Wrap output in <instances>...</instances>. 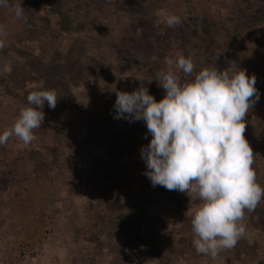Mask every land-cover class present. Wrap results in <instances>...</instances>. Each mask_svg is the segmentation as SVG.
<instances>
[{"label": "rangeland", "instance_id": "1", "mask_svg": "<svg viewBox=\"0 0 264 264\" xmlns=\"http://www.w3.org/2000/svg\"><path fill=\"white\" fill-rule=\"evenodd\" d=\"M238 3H228L227 8H235ZM9 4L17 5L21 4V1L9 0ZM50 5L51 0H48L46 6ZM143 5L146 6L149 17H152V5L147 2ZM67 6L74 7L71 4ZM121 6L123 9L118 7L116 11L119 17H114L111 23L114 29L112 38L118 41L126 40L130 45L129 56L131 55L133 60L137 56L148 57L142 58L147 64L141 63L145 65L143 75L148 65L156 64L153 58L155 50L150 48L149 52L137 53L140 49L135 45L136 42L140 44V38L134 41L130 36L128 38L125 36L128 35L129 25L140 12H130L126 0H122ZM137 24L146 26L145 22H139V19ZM0 26H3L7 32L6 37H0L4 40L5 47L11 46L31 53L32 58L26 59L35 61V66L37 65V67L33 64L28 65L24 57L14 55L15 52L10 51L0 67V134L11 128L18 117L13 103L18 89L17 87L13 89L17 86L15 84L23 81L29 92L35 91L42 86V80L37 75L42 73L49 62L59 64L62 68L67 62L72 64L75 76L69 73L65 75L64 80H61L65 84H68L67 81H75L76 85L72 83L68 85L72 90L85 87L91 93L93 88L99 86L100 97H103L105 88L111 91L112 86L104 88L103 80L95 75L92 76L96 67L94 60L105 61L107 67L116 60L115 56L108 54V51L102 52L100 49L104 47H100L99 43L100 48H98L95 38H88L95 37L92 29L98 27L97 23L89 24L81 41L77 39L76 33L74 36L66 34L58 38L56 35L60 33L46 34L44 27L50 26L38 22L33 32L24 25L23 19H18L9 8L0 7ZM110 34L104 36L109 38ZM99 37L105 39L103 36ZM184 41L182 38V42ZM71 43L76 45V50L68 52ZM188 48L194 53L208 57L212 64L222 54L221 50L214 52L211 45L198 43L197 40H193ZM69 53L72 54L68 55ZM181 55L184 56L182 51H170L165 57L176 58ZM242 56L244 60L239 69L246 70L249 77L253 75L256 77V88L260 98L251 108L256 110L264 104V46L249 44ZM162 61L165 69V59H158V62L162 63ZM24 67L28 69L27 73ZM224 69L239 71L232 66L221 70ZM200 70L195 68V72ZM19 75L23 76L20 78ZM177 75L183 78L179 70ZM157 94L158 92L153 93L155 98ZM90 96H85L87 100H84L89 102L87 115L95 117L92 123L94 129L87 128L85 123L88 116H85L82 122L76 119L68 125L66 128L68 132L64 138L56 142L34 133L37 139L29 145H25L16 136L10 137L4 144L6 147L4 154L8 160L15 158L17 167L13 169L14 174L8 178L7 184L0 185V264L165 263L166 259L163 257L150 260L139 256L135 258L130 251V254L126 251L121 253L122 248L129 247L122 242V236L110 226H101L99 229L97 222L90 216L91 211L88 207L90 200H94L100 208L112 202L120 205L125 202L123 194L139 195L144 188L153 191L157 187H153L150 179L145 175L147 167L141 157V148L149 144L152 139L150 134L146 137L148 131L146 124H144L146 129L136 131L135 121L114 119L116 114L97 110L95 101L98 99L94 101ZM159 100L161 99L157 101ZM84 136L86 139L81 141ZM261 139L262 137H259L260 141ZM79 142L81 149L77 146ZM6 163L0 159V166ZM34 165H39V170L42 172L33 174L31 171ZM253 169L257 174V182L264 187V157L254 155ZM89 178L92 182L87 181ZM198 204L199 202L190 198L183 205H171L155 195L145 227L153 224L167 238L178 237L182 217L190 221L187 224H191ZM243 223L246 225L245 240L249 244L256 243L259 246L251 256L240 254L237 258L223 253L224 255L213 258L210 255L197 253L192 243L189 250L186 248L182 255L171 256L167 264H257L264 259V232L254 229L246 216ZM189 227L192 230L191 226Z\"/></svg>", "mask_w": 264, "mask_h": 264}, {"label": "trees", "instance_id": "2", "mask_svg": "<svg viewBox=\"0 0 264 264\" xmlns=\"http://www.w3.org/2000/svg\"><path fill=\"white\" fill-rule=\"evenodd\" d=\"M20 1L27 18L26 21L23 19V23L33 32L36 23L41 22L50 26L44 27L46 34L60 33L61 35L56 36L61 38L64 37L63 35L74 36L76 33L78 35L76 36L77 39L81 41L85 37L84 31L89 27V24L97 23L98 27L91 28L94 30L95 37L90 36L88 38H95V44L98 46L99 43L100 47H104L100 50L102 52L108 51V54L115 56L116 59L109 67L106 66L105 61L104 63L101 60H94L96 61V67L92 76L95 75L98 79L103 80L104 88L112 86L111 91L105 88L103 97H100L99 86L93 88L92 92L89 93L85 87L80 90H72L68 85L69 83L76 85L75 81H67L68 84L61 81L69 73L71 76H75L73 66L69 62L66 63L64 68L59 64L49 62L45 65L46 67L42 73L37 75L42 80V86L36 90L55 89L58 93V102L54 110L50 109L47 102H45L42 109L45 119L41 128L35 129L33 132L53 142L64 138L68 132L66 128L73 121L77 119L76 121L82 122V119L88 116L89 102L86 101L85 96L91 95L90 98H94V101L98 99V101H95L97 110L114 114H116L114 109L116 91L132 92L143 85L148 88L149 93L152 95L154 92H158L157 100L163 99L165 90L158 86V81L154 78L158 71L164 69L163 61L162 63L158 62V59H165L170 51H182L185 57L191 56L195 68L202 70L205 67H217L221 70L228 66L239 69L244 60L242 54L249 44L264 46V0H126L127 7H130L127 9L130 12L139 11L140 13L129 25L128 35L125 37L130 36L131 40L134 41H138L140 38V44L136 42L135 45L140 49V52H137L139 54L141 51L149 52L150 48L155 50L153 58H155L156 64L148 65L146 72L142 75L145 70L143 67L145 65L141 64L145 63L142 58L146 59L148 57L137 56L133 60V57L129 56L128 48L130 45L126 40L118 41L112 38L114 29H112L111 23L114 17H119L116 13L117 8L123 9L121 6L122 0H51L50 6H46L48 0ZM146 2L153 7L152 17H149L147 8L143 5ZM228 3L238 4L235 5V8L229 9L227 8ZM68 4L74 5V7L67 6ZM167 13L179 16L181 23L174 27H168L164 22V16ZM138 19L139 22H145L146 26L138 25ZM93 33L92 35H94ZM107 33H111L109 38L104 36ZM98 35L103 36L105 39L102 40ZM182 38H184V42H182ZM193 40L211 45L214 52L219 49L222 54L212 64L208 57L190 51L191 49L188 47L193 43ZM135 46H132V48ZM100 47L98 46V48ZM14 49L11 46L0 49V67L10 51H14V55L24 57V61L28 65L33 64L35 66V61L26 59L32 58L31 53L17 48ZM68 49V52L75 51L76 45L71 43ZM24 71L28 72V69L24 67ZM19 76L21 78L23 75ZM10 81L12 82V80ZM15 85L17 86L13 89H16V87L18 89L15 92L13 103L16 114L19 116L21 109L29 106L27 96L30 90H27L23 81L17 82ZM102 98L104 99L102 100ZM86 118L85 125L87 128L94 129L92 123L95 121V117L88 116ZM245 121V138L252 147L254 155L264 157V104L256 110H249ZM144 124L143 120L135 121L136 131L146 129ZM259 137H262V141L259 140ZM85 139L84 136L81 141ZM80 142L77 146H80ZM69 147L71 148V145ZM79 149H81V146ZM5 151V145H0V159L7 162L6 165L0 166L1 186L7 184L8 178L14 174L13 169L17 167L15 164L16 159L11 158L8 160V157L4 154ZM39 168V165H34L31 172L39 174L42 172ZM80 181L84 182L83 180ZM87 181L92 182V179L89 178ZM87 181L84 183H87ZM155 195L162 198L165 203L177 206L190 200L186 193H181L178 190L169 191L163 186L157 185L153 191L144 188V191L141 190L139 195L130 193L126 196L123 194L125 202L120 205L112 202L106 207L100 208L94 200H90L88 207L91 211L90 216L97 222L99 229L101 226H110L112 230L122 236V242L127 244L128 249H130L122 248L121 250L120 248L121 253L126 251L130 254L131 252L135 258L139 256L150 260L163 257L166 259L164 264H167L171 256L182 255L184 250L192 245L194 233L189 229L191 224H187L190 221L185 217H182V222H180L181 231L178 237L167 238L153 224L145 227L146 219L149 217L148 211ZM196 202L199 201L196 200ZM245 216L254 229L264 232V199L261 200L255 211L248 212L245 210ZM258 249L259 246L256 243L249 244L243 236L233 248L222 250L217 255L229 254L238 258L240 254L251 256ZM257 264H264V259L258 261Z\"/></svg>", "mask_w": 264, "mask_h": 264}, {"label": "clouds", "instance_id": "3", "mask_svg": "<svg viewBox=\"0 0 264 264\" xmlns=\"http://www.w3.org/2000/svg\"><path fill=\"white\" fill-rule=\"evenodd\" d=\"M0 7L27 19L21 4L0 0ZM164 22L174 27L181 18L167 13ZM6 36L0 26V37ZM4 47L0 39V49ZM164 62L166 68L154 78L165 90L163 99L157 101L143 85L132 92L116 91L114 119L145 122L146 137H152L141 148L145 175L153 187L178 190L199 201L191 220L193 245L197 253L214 258L245 235V210L255 211L264 199V187L253 169L254 152L244 135L245 117L260 98L256 77H249L244 69L205 67L195 72L191 56L165 57ZM45 102L56 108L55 89L31 91L29 106L0 134V145L12 136L25 145L36 140L33 130L41 128L45 119Z\"/></svg>", "mask_w": 264, "mask_h": 264}]
</instances>
